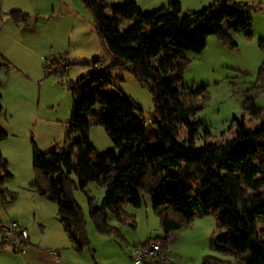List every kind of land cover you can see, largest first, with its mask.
I'll list each match as a JSON object with an SVG mask.
<instances>
[{
    "label": "trees",
    "instance_id": "1",
    "mask_svg": "<svg viewBox=\"0 0 264 264\" xmlns=\"http://www.w3.org/2000/svg\"><path fill=\"white\" fill-rule=\"evenodd\" d=\"M81 2L91 15L107 65L84 76L88 85L72 100L61 146L54 144L42 152L31 144L30 186L54 204L56 220L72 251L81 254L90 247L84 216L72 195L78 189L87 199L93 228L103 236L118 237L117 230L108 225V216L133 228L122 206L138 208L142 197H148L163 237L148 238L139 246L158 249L143 264H170L169 236L195 217L209 214L216 222L209 250L216 257H204L200 264H264V108L254 104L255 94L264 89V64L257 72L256 85L241 92L240 103L259 123L248 129L242 117L234 118L229 138L219 144L205 141L208 131L205 127L200 131L202 123L192 120L205 105V89L177 88L188 65L184 53L199 54L208 36L234 46L220 28L223 20L235 18L226 28L228 34L241 32L246 39L251 37L250 20L237 15L248 6L238 0H212L201 11L180 17L177 2L146 13L134 3L107 7L101 0ZM8 16L14 25L28 19L16 10ZM125 21L132 23L121 30ZM201 22L203 27H196ZM259 47L264 50V43ZM50 62L66 72L68 63L63 58ZM114 70L127 71L136 83L148 88L154 114L150 124L133 116L138 109L129 99L94 90V86L108 85ZM96 105L106 113L95 112ZM86 118L103 129L111 150L94 154ZM4 137L0 128V140ZM10 176L0 168V204L14 200L1 186L3 177ZM89 182L104 191L97 207L85 192Z\"/></svg>",
    "mask_w": 264,
    "mask_h": 264
},
{
    "label": "rangeland",
    "instance_id": "2",
    "mask_svg": "<svg viewBox=\"0 0 264 264\" xmlns=\"http://www.w3.org/2000/svg\"><path fill=\"white\" fill-rule=\"evenodd\" d=\"M101 1L107 7L132 2ZM238 1L248 6L238 10L237 15L250 20L251 37L246 39L241 32L228 34L226 28L235 18L223 20L220 28L234 46L224 45L214 36H208L199 54L184 53L188 65L177 87L184 91L205 89V105L192 120L202 123L200 131L205 127L209 133L205 141L215 144L229 138L234 118L242 117L248 129L259 123V119L250 118L242 110L240 103L241 92L256 85L257 72L264 64V50L259 47V43H264V0ZM138 2L140 5L141 1ZM157 2L165 4L158 9L173 2L179 3L181 17L201 11L212 0ZM0 6L3 13L0 16V128L5 134L0 140V168L11 175L10 178L3 177L1 186L14 197L13 201L0 204V225L13 222L28 228L41 218L50 221L53 218L50 216L55 214L54 204L46 201L39 204L33 199L38 195L30 186L33 180L31 144L42 152L54 144L61 146L72 100L88 85L84 76L106 66L108 60L94 33L91 15L81 0H0ZM13 10L27 15V21L14 25L8 16V12ZM104 13L108 14L109 10ZM131 23L123 22L120 29L124 30ZM196 27L202 28L203 23ZM57 58L68 63L65 73L64 68L50 62ZM108 80V85L94 86V90L99 95H121L129 99L138 109L133 116L141 123L150 124L154 114L148 88L136 83L125 70L110 72ZM71 86L72 91L68 89ZM254 104L264 108V89L255 94ZM93 110L106 113V109L98 105ZM86 121L94 154L111 150L113 146L103 129L91 118H86ZM70 178L76 182L73 174ZM85 192L92 205L99 206L103 188L89 182ZM72 195L84 216L90 245L87 251L95 264H132L130 252L133 246L144 244L148 238L163 237L147 196L142 197L138 208L122 206L121 212L132 218L133 228L108 216V225L117 230V237L97 233L88 217L86 197L78 189ZM215 225L211 214L195 217L187 227L169 236L167 252L170 264H200L204 257H216L209 250ZM5 241V236L0 233V243ZM4 248L13 250L10 242H6Z\"/></svg>",
    "mask_w": 264,
    "mask_h": 264
},
{
    "label": "crops",
    "instance_id": "3",
    "mask_svg": "<svg viewBox=\"0 0 264 264\" xmlns=\"http://www.w3.org/2000/svg\"><path fill=\"white\" fill-rule=\"evenodd\" d=\"M127 1H132L128 3L136 4L142 12L155 11L158 7L165 5L158 4L157 1L160 0H139L142 6L138 4V0H125ZM2 14L0 6V16ZM33 199L39 204L46 201L40 196ZM50 217H53L50 221L42 218L35 220V225L32 227L18 225L27 233V239L19 252L14 249L8 251L4 247L0 248V264H95L89 251H83L81 254L72 251L55 214Z\"/></svg>",
    "mask_w": 264,
    "mask_h": 264
},
{
    "label": "built area",
    "instance_id": "4",
    "mask_svg": "<svg viewBox=\"0 0 264 264\" xmlns=\"http://www.w3.org/2000/svg\"><path fill=\"white\" fill-rule=\"evenodd\" d=\"M0 233L5 236L7 242L11 243L12 248L16 252L21 250L23 243L27 239V233L13 222L8 223L7 225H0ZM149 248V250H144L139 246H133L130 252V260L132 264H143L150 258L152 252H157L158 250L155 246Z\"/></svg>",
    "mask_w": 264,
    "mask_h": 264
},
{
    "label": "bare ground",
    "instance_id": "5",
    "mask_svg": "<svg viewBox=\"0 0 264 264\" xmlns=\"http://www.w3.org/2000/svg\"><path fill=\"white\" fill-rule=\"evenodd\" d=\"M65 70V69H64Z\"/></svg>",
    "mask_w": 264,
    "mask_h": 264
}]
</instances>
